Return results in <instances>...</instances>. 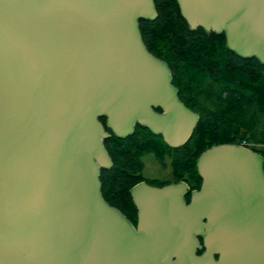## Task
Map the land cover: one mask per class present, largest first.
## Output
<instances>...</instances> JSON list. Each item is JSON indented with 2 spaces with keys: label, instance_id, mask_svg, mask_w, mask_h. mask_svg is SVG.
I'll use <instances>...</instances> for the list:
<instances>
[{
  "label": "water",
  "instance_id": "water-1",
  "mask_svg": "<svg viewBox=\"0 0 264 264\" xmlns=\"http://www.w3.org/2000/svg\"><path fill=\"white\" fill-rule=\"evenodd\" d=\"M175 1L190 31L264 65V0ZM157 17L154 0H0V264H264V157L247 145L201 152L188 203L182 181L135 184L136 225L101 193L110 135L179 147L199 120L143 42Z\"/></svg>",
  "mask_w": 264,
  "mask_h": 264
},
{
  "label": "trees",
  "instance_id": "trees-1",
  "mask_svg": "<svg viewBox=\"0 0 264 264\" xmlns=\"http://www.w3.org/2000/svg\"><path fill=\"white\" fill-rule=\"evenodd\" d=\"M154 3L157 19L139 22L143 42L152 55L169 65L179 99L201 115L188 142L175 152L195 167L200 153L215 144L246 142L264 147V65L235 56L226 49L222 35L190 31L175 0ZM159 141L141 127L126 139L105 140L115 158L118 180L129 178L123 170L134 169L139 154L153 150L161 155L163 142ZM251 148L264 157V148ZM173 167L177 170L179 165ZM106 173L103 170L101 176L108 187Z\"/></svg>",
  "mask_w": 264,
  "mask_h": 264
},
{
  "label": "flooded vegetation",
  "instance_id": "flooded-vegetation-1",
  "mask_svg": "<svg viewBox=\"0 0 264 264\" xmlns=\"http://www.w3.org/2000/svg\"><path fill=\"white\" fill-rule=\"evenodd\" d=\"M171 75H172V72H171ZM172 83H173V75H172ZM173 85H174V83H173ZM178 96H179V90H178ZM186 106H188L189 108H191L192 110L197 112L199 114V120H200V117H201L200 112L190 105H186ZM157 110L160 111V109H157ZM199 120H198V122H199ZM198 122H197V124H198ZM137 127H141V126L137 125L135 127V130ZM141 128H144V127H141ZM105 129L107 131H109V129L107 127H105ZM145 129H147V128H145ZM151 134H153V133H151ZM153 135H155V134H153ZM191 135L189 136V138L191 137ZM112 136H114V135L113 134L110 135V137H108L106 140H108ZM155 136L158 139H161V141L163 142L162 143L161 141H159L160 144L162 143L161 145L163 147L162 154L157 155L156 152L153 150L146 151V152L139 154L137 157L136 166L134 167V169L123 170L127 173V175H129L128 179L125 177H120V179L118 180L117 174L115 172L116 169H114L115 165H116L115 158L111 154L110 148L107 145H105V147H106V149H107V151L111 157L112 166L109 167L108 169H102L101 170V175H102L103 170H106V172H107L106 178L109 179V186L106 187L104 185V180H103L104 178H102V176L100 175L101 193H102L104 199L110 205L119 209L121 211V213L127 219H129L130 222H132L133 225H136L137 220H138V209H137V207L133 201V198L131 196V193H130L131 188L135 184L143 181V182H146L150 185L162 186V185H165L168 183H178V182L182 181L188 186V192L184 196L186 203H188L190 201V197H191L192 192L194 190H198L200 185H201V178L197 172L196 162H195V167H193L192 164L191 165L187 164L188 161H186V159H185L186 162L184 163L183 160L181 159L182 155L175 152V150L177 148L181 147L182 145L179 147H171L164 142L161 135H155ZM114 137H116V136H114ZM116 138H118V137H116ZM126 138H119V139H126ZM189 138L187 139V141L184 144H186L188 142ZM164 145H166V147ZM146 156H151L153 158V160H155L156 163L161 165L163 168H166L164 170L168 169L167 175L159 176L160 172H158V171H155L156 173L155 172H149V167L145 163ZM197 158H196V160H197ZM174 164L179 165V168H177V170L174 169V167H173ZM152 170L153 169L150 168V171H152ZM129 180H131V182L132 181H134V182L131 183V182H129Z\"/></svg>",
  "mask_w": 264,
  "mask_h": 264
},
{
  "label": "rangeland",
  "instance_id": "rangeland-1",
  "mask_svg": "<svg viewBox=\"0 0 264 264\" xmlns=\"http://www.w3.org/2000/svg\"><path fill=\"white\" fill-rule=\"evenodd\" d=\"M251 146H255V148L257 147L258 149L259 148H264L261 146V144H252L251 143ZM250 146V147H251ZM145 163L147 164V166L149 167V172H155V171H158L160 172L159 173V176H165L167 175L168 173V169L167 170H164L166 168H163L161 165H159L158 163L155 162V160H153V158L151 156H146V160H145ZM150 168H152L153 170L150 171ZM156 173V172H155Z\"/></svg>",
  "mask_w": 264,
  "mask_h": 264
},
{
  "label": "built area",
  "instance_id": "built-area-1",
  "mask_svg": "<svg viewBox=\"0 0 264 264\" xmlns=\"http://www.w3.org/2000/svg\"><path fill=\"white\" fill-rule=\"evenodd\" d=\"M241 144H243V145H247V146H249V147H250V145H251V144L246 143V142H242Z\"/></svg>",
  "mask_w": 264,
  "mask_h": 264
}]
</instances>
